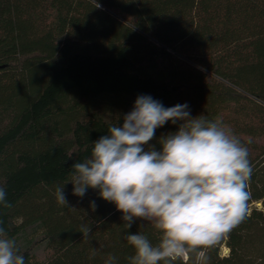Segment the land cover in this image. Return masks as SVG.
I'll return each mask as SVG.
<instances>
[{"label": "trees", "instance_id": "trees-1", "mask_svg": "<svg viewBox=\"0 0 264 264\" xmlns=\"http://www.w3.org/2000/svg\"><path fill=\"white\" fill-rule=\"evenodd\" d=\"M96 3L0 0V187L12 205L0 204V227L25 264H129L126 233L156 244L150 222L126 230L99 190L78 197L68 182L146 95L221 120L248 148L252 214L207 250V264H264V0ZM181 123L157 128L145 150H162ZM64 183L68 207L55 196Z\"/></svg>", "mask_w": 264, "mask_h": 264}, {"label": "clouds", "instance_id": "clouds-1", "mask_svg": "<svg viewBox=\"0 0 264 264\" xmlns=\"http://www.w3.org/2000/svg\"><path fill=\"white\" fill-rule=\"evenodd\" d=\"M168 121L182 123L177 132L159 139L162 150L154 146L145 150L156 129ZM107 133L93 142L90 156L72 165L68 182L78 197L88 188L99 190L102 199L123 213L126 230L138 218L159 233L156 244L141 232L125 234L134 249L129 264H187L193 258L194 264H207V250L251 216L249 151L221 120L192 117L187 104L165 108L151 96L141 95L124 116L122 127L114 123ZM66 183L55 190L64 207H68ZM0 204L12 206L3 187ZM90 206L94 211L95 202ZM80 232L86 239L90 225H82ZM115 260L109 255L106 264ZM0 264H25L15 239L3 227Z\"/></svg>", "mask_w": 264, "mask_h": 264}, {"label": "rangeland", "instance_id": "rangeland-1", "mask_svg": "<svg viewBox=\"0 0 264 264\" xmlns=\"http://www.w3.org/2000/svg\"><path fill=\"white\" fill-rule=\"evenodd\" d=\"M228 252H229V249H228L227 247H225L223 253L226 254V253H228ZM39 253H41V255H42V251H40ZM42 257H43V256H42Z\"/></svg>", "mask_w": 264, "mask_h": 264}]
</instances>
